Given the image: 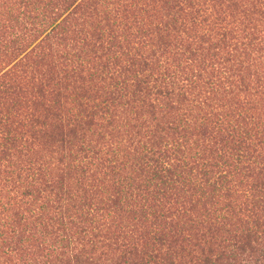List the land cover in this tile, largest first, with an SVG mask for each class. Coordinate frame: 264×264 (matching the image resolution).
I'll use <instances>...</instances> for the list:
<instances>
[{
  "label": "trees",
  "instance_id": "1",
  "mask_svg": "<svg viewBox=\"0 0 264 264\" xmlns=\"http://www.w3.org/2000/svg\"><path fill=\"white\" fill-rule=\"evenodd\" d=\"M0 264H264V0H0Z\"/></svg>",
  "mask_w": 264,
  "mask_h": 264
}]
</instances>
